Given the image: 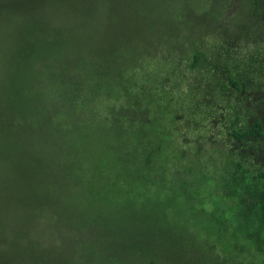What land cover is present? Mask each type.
Returning <instances> with one entry per match:
<instances>
[{
    "label": "trees",
    "instance_id": "16d2710c",
    "mask_svg": "<svg viewBox=\"0 0 264 264\" xmlns=\"http://www.w3.org/2000/svg\"><path fill=\"white\" fill-rule=\"evenodd\" d=\"M0 264H264V0H0Z\"/></svg>",
    "mask_w": 264,
    "mask_h": 264
},
{
    "label": "rangeland",
    "instance_id": "374dc122",
    "mask_svg": "<svg viewBox=\"0 0 264 264\" xmlns=\"http://www.w3.org/2000/svg\"><path fill=\"white\" fill-rule=\"evenodd\" d=\"M60 2L56 1V2H52L48 5L45 6V10L46 12V17L45 21L48 22L50 28L52 29L51 32H49V36H54L56 33H61V18L66 17L68 14H63L61 16V8L59 10L60 7ZM198 12L202 11V8H199L197 10ZM161 72L165 73L166 69H162ZM223 124V123H221ZM216 129H212V128H204L203 132H207L209 134H213V135H217V133L222 134V132L224 131V125H218V127H215ZM181 132L183 133V131H185L182 127H180ZM201 132V131H200ZM200 132H191L189 133V131H185V133H187V137H185V139H183L184 143H188L190 141H193L195 139H197L198 135L200 134ZM192 144V143H191ZM202 142L199 141L198 143L196 142L192 149L196 150L198 146H201ZM206 153H202V159H205L207 161L208 157L206 156ZM202 165V164H201ZM209 167V166H208ZM50 218V217H49ZM61 225V221L59 223ZM45 246H43V248H39V249H43V254L47 255L48 254V250L47 248H44Z\"/></svg>",
    "mask_w": 264,
    "mask_h": 264
}]
</instances>
